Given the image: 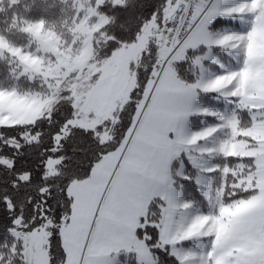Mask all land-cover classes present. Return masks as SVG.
I'll return each instance as SVG.
<instances>
[{
    "label": "snow or ice",
    "instance_id": "snow-or-ice-1",
    "mask_svg": "<svg viewBox=\"0 0 264 264\" xmlns=\"http://www.w3.org/2000/svg\"><path fill=\"white\" fill-rule=\"evenodd\" d=\"M0 264H264V0H0Z\"/></svg>",
    "mask_w": 264,
    "mask_h": 264
}]
</instances>
